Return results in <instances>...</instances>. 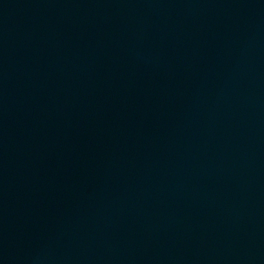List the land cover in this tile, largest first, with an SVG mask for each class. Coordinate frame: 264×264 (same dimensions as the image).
Returning <instances> with one entry per match:
<instances>
[{"label":"water","instance_id":"95a60500","mask_svg":"<svg viewBox=\"0 0 264 264\" xmlns=\"http://www.w3.org/2000/svg\"><path fill=\"white\" fill-rule=\"evenodd\" d=\"M0 264H264V0H0Z\"/></svg>","mask_w":264,"mask_h":264}]
</instances>
